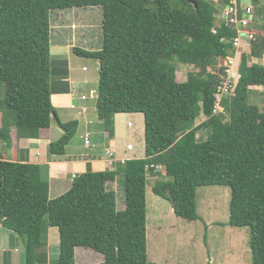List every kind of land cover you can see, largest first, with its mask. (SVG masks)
<instances>
[{
  "label": "trees",
  "instance_id": "16d2710c",
  "mask_svg": "<svg viewBox=\"0 0 264 264\" xmlns=\"http://www.w3.org/2000/svg\"><path fill=\"white\" fill-rule=\"evenodd\" d=\"M230 3L0 0V82L6 87L0 112L7 119L2 141L11 142L12 126L19 137L38 138L59 119L50 90L51 18L57 10L102 7V48H75L100 62L98 115L110 127L117 113H142L145 119V157L128 159L119 170L89 166L54 199L36 166L0 159V222L25 238L29 264L49 226L60 234V258L50 264H76L77 247L103 254V264H159L150 261L147 245V184L158 167L169 179L156 182L153 192L188 221L200 219L199 187H230L228 224L250 229L253 264H264V112L249 103L252 87L264 86V23L251 27L258 36L251 53L239 58L235 95L225 96L224 109L217 110V72L208 68L234 54L237 31L218 21ZM179 63L198 71L180 82ZM59 125L64 134L50 144L52 155L65 153L78 121ZM121 175L124 209L108 187Z\"/></svg>",
  "mask_w": 264,
  "mask_h": 264
},
{
  "label": "crops",
  "instance_id": "0c3cea01",
  "mask_svg": "<svg viewBox=\"0 0 264 264\" xmlns=\"http://www.w3.org/2000/svg\"><path fill=\"white\" fill-rule=\"evenodd\" d=\"M261 8L254 7V14L261 16L260 20L262 21L264 7L258 11ZM223 11L224 8L219 13L221 18ZM84 13L86 12H80V8H70L54 11L51 18L50 90L51 101L57 110L59 119L54 118L49 128L41 129L38 138L19 137L17 127L12 126L10 128L11 142L8 144L0 139V159L36 166L42 180L49 185L51 199L70 190L74 178L88 171L89 166L93 171L119 170L123 165V159L145 157V155L139 154L140 144L131 137L143 133L145 143L144 114L117 113L113 118V127L106 125L107 123L98 115V82L94 86V82L90 81L94 78V74L91 75L90 71H95L97 73L95 76H97L100 72V62L78 55L75 48L87 51L100 50L103 46V28L100 29V32L92 33L95 24ZM100 15H102L103 22L102 10H100ZM77 22L79 25H76ZM253 27L257 28L254 25ZM84 61L86 62L84 63ZM89 61L92 63L90 66L87 65ZM85 68L86 70H84ZM80 71L86 74L79 75ZM97 79L99 81V76ZM252 88L253 96L257 97L261 90L259 91L257 86ZM87 90H90L91 98H95L96 101L89 102V97L84 93ZM94 94L96 97H93ZM5 95L6 87L4 85ZM83 97L85 98L83 99ZM132 116L137 117L135 122L139 120V126L131 121ZM204 119L203 116L199 123ZM81 120L84 121V124L79 131ZM59 121L64 123L78 121V128L67 145L65 153L52 155L49 152L50 144L59 140L64 134ZM129 123H133V125L129 126ZM5 126H7V119L0 112V127ZM127 129H129L128 134ZM134 130L137 131L133 133ZM202 135L204 136L205 133ZM87 136L90 138V145L85 143ZM127 137H131V139L126 141ZM132 143L135 148L129 150L128 145ZM122 178V175L118 176L114 181L117 182ZM112 183L113 181L108 183L109 189H111ZM115 189L112 190L117 193V188L115 187ZM125 206L126 204L118 208L124 209ZM45 231L47 237L33 254L32 264H50L57 262L60 258L58 228L49 226ZM75 259L76 264H103L105 261L103 254L87 247H77ZM0 264H29L25 238L4 227L1 222Z\"/></svg>",
  "mask_w": 264,
  "mask_h": 264
},
{
  "label": "rangeland",
  "instance_id": "374dc122",
  "mask_svg": "<svg viewBox=\"0 0 264 264\" xmlns=\"http://www.w3.org/2000/svg\"><path fill=\"white\" fill-rule=\"evenodd\" d=\"M241 2V1H240ZM194 4L195 1H192ZM257 7H264V1L261 0ZM87 8V7H86ZM92 9L83 10L86 12L90 20L95 24L92 33L100 32L102 28V15H100L101 6L90 7ZM242 8V6H241ZM222 9V8H221ZM220 9V10H221ZM256 10V9H255ZM261 11V10H258ZM264 11V8H263ZM220 13V12H219ZM57 14V13H56ZM252 25L259 28L264 23V15L254 14ZM220 14L218 21L221 20ZM76 25H79L77 22ZM103 30V29H102ZM81 31V29H79ZM89 31V30H88ZM90 32V31H89ZM103 36V32H102ZM242 45L238 50H234L231 57L234 59V66H238V61L243 53L250 54L252 47L248 48L246 44L247 39L242 41ZM245 51V52H243ZM240 54V55H238ZM228 59V58H227ZM242 60V58H240ZM86 60V59H84ZM254 62H256V59ZM86 61H84L85 63ZM224 62V61H223ZM264 64V59L261 61ZM226 63V62H225ZM224 63V64H225ZM91 61H89L90 66ZM221 63L217 59L215 65L208 68L209 71L216 73L220 70ZM198 71L192 65H185L179 63L177 66V80L184 82L187 80L189 72ZM94 78L90 80L95 83L99 81L95 71H90ZM86 73L80 71L79 75ZM4 82H0V99H4ZM260 94L255 97L252 94L249 96V103L257 105L260 112H264V86L257 87ZM89 97V102L96 101L91 98L90 90L84 92ZM93 97H96L94 94ZM137 117L132 116V122L139 126V120L135 122ZM203 116L199 117L196 124ZM67 123V122H65ZM84 121H80V128ZM143 130V128H142ZM137 130H134L135 133ZM129 129H127V134ZM136 143L140 144V155H145L144 134L140 133L134 136ZM131 137H127L131 139ZM165 176V170L161 169L159 174H149L147 184V245L148 255L152 262L159 264H253L252 251L250 246L251 233L248 227H233L228 224L230 217V200L231 188L226 186H202L197 191V206L200 219L196 221H188L175 214L173 206L170 201H167L153 192V187L158 181L168 180ZM122 185V186H121ZM120 185L119 181L110 185L111 189L117 188L118 207L121 208L125 204V195L123 190V181ZM116 190V189H115Z\"/></svg>",
  "mask_w": 264,
  "mask_h": 264
},
{
  "label": "built area",
  "instance_id": "2783aa9c",
  "mask_svg": "<svg viewBox=\"0 0 264 264\" xmlns=\"http://www.w3.org/2000/svg\"><path fill=\"white\" fill-rule=\"evenodd\" d=\"M222 19L227 26H230L237 31V36L233 40L236 50L242 45L244 39L248 40L246 46H248V48L252 47V42L256 41L258 36L256 31L251 30L252 20L254 19V5L252 2L246 0L243 3L240 2V0H231V3L224 8ZM213 32L216 33V29H213ZM234 59L237 61L236 57H229L228 59H225L224 62L222 60L220 61L222 73L219 75V81L216 85L217 110L222 111L224 109L222 106V100L225 96L230 97L235 95V89L240 74L239 66H234ZM84 70H86V68ZM84 98L85 97H83V99ZM132 125L133 123H129V126ZM85 143L90 145L89 136L86 137ZM134 148L135 146L133 143L128 145L129 150H134ZM127 160L128 159H123L122 164H125Z\"/></svg>",
  "mask_w": 264,
  "mask_h": 264
},
{
  "label": "clouds",
  "instance_id": "9594fccd",
  "mask_svg": "<svg viewBox=\"0 0 264 264\" xmlns=\"http://www.w3.org/2000/svg\"><path fill=\"white\" fill-rule=\"evenodd\" d=\"M241 1V0H240ZM252 3H253V1H252ZM254 5V4H253ZM253 26V25H252ZM239 55V54H238ZM237 59V58H236ZM222 60V59H221ZM220 60V61H221ZM223 61V60H222ZM221 69V68H220ZM222 70V69H221ZM219 72H220V70L217 72V78H218V81H219ZM222 73V72H221ZM186 81V80H185ZM217 85V84H216ZM217 91V90H216ZM159 169H162V167H159Z\"/></svg>",
  "mask_w": 264,
  "mask_h": 264
},
{
  "label": "water",
  "instance_id": "95a60500",
  "mask_svg": "<svg viewBox=\"0 0 264 264\" xmlns=\"http://www.w3.org/2000/svg\"><path fill=\"white\" fill-rule=\"evenodd\" d=\"M246 0H242V2L244 3ZM249 2H252V0H249ZM222 70L220 69L219 74H221Z\"/></svg>",
  "mask_w": 264,
  "mask_h": 264
}]
</instances>
